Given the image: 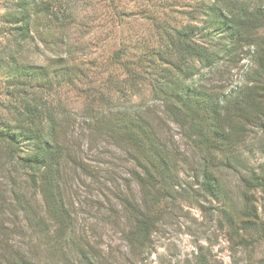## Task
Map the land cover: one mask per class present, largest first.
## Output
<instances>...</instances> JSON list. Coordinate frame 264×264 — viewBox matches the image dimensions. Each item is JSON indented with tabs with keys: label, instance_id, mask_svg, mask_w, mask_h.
<instances>
[{
	"label": "rangeland",
	"instance_id": "rangeland-1",
	"mask_svg": "<svg viewBox=\"0 0 264 264\" xmlns=\"http://www.w3.org/2000/svg\"><path fill=\"white\" fill-rule=\"evenodd\" d=\"M12 2L0 0V56H6L9 51L4 50L12 48L13 37L4 34L8 25L3 22ZM211 2L57 0L58 13L73 9L70 23L61 28L52 21L32 23L34 40L28 42L22 57L27 53L28 60L45 64L69 47L76 60L83 59L85 63L82 73L64 79L52 78L48 92L51 101L68 111L60 128L61 144L73 148L93 171L74 170L68 161L62 165L60 189L73 221L67 230L43 213L38 197L31 200V206L35 213L38 210L43 215V223L29 224L11 200V192L5 186L10 181L0 172V264H6L7 258H27L35 264H197L201 256L209 259L208 264H264L263 232H245V246H242L237 242L239 239H231L226 222L227 216L237 220L235 214L243 206L246 189L243 177L252 171L264 175V123L260 116L245 123V135L241 138L237 133L230 137L229 142L240 140L236 146L217 153L219 164L214 166V172L218 192L209 196L201 189L198 167V161L206 156L205 151L172 115L162 112L161 106L151 99L166 65L161 62L157 66L144 65L148 54L166 49L165 34L159 29L162 25L166 26L168 35L176 27L191 22L197 34L195 38L208 42L215 30L216 16L205 13L204 6ZM247 2L251 7L264 4V0ZM257 32L258 37H264V26ZM117 49L124 51L118 61L113 58ZM251 50L252 47L241 49L212 70L201 68L194 84L223 101L244 83V76L253 65ZM8 70L5 65L0 66V102L8 100L6 80L15 77ZM133 73L137 74V80L130 83ZM132 84L135 86L130 87ZM97 91L114 98L119 115L125 110L135 112V108H125L130 104H144L136 112L150 109L144 114L149 124L143 125L170 152L167 197H162L158 209L153 208L158 218L157 228L146 246L134 250L125 239L133 223L128 209L135 205L145 211L146 204L132 176L135 164L128 149L117 145L103 131L99 132L102 135H89L86 129L83 106L89 100V93L95 95ZM117 116L110 117L118 121ZM99 125L106 129L109 124ZM249 195L257 217L264 221V188H253ZM4 200L12 203L3 205Z\"/></svg>",
	"mask_w": 264,
	"mask_h": 264
},
{
	"label": "trees",
	"instance_id": "trees-1",
	"mask_svg": "<svg viewBox=\"0 0 264 264\" xmlns=\"http://www.w3.org/2000/svg\"><path fill=\"white\" fill-rule=\"evenodd\" d=\"M204 8L205 13L216 16L215 30L208 42L195 38L197 34L194 26L189 24L191 22L176 27L168 35L166 26L162 25L159 29L165 34L166 49L148 54L144 65L157 66L160 62L166 65L151 99L161 106L162 112L172 115L192 141L205 151L206 156L198 161L201 189L214 196L218 192V178L214 172V166L219 164L217 153L228 152L236 146L240 140L229 142L230 137L234 133L238 138L245 135V123L252 122L255 116H260L259 120L264 123V37H258L257 32L264 26V4L251 7L247 0H212ZM7 10L3 22L8 27L4 34L12 35V48L4 50L9 53L0 56V66L5 65L9 69L8 74L15 77L6 80L4 86L8 100L0 102V172L10 181L5 186L11 192V200L15 207L21 209L29 224L43 223V215L37 213L38 210L35 213L31 206V200L38 197L43 213L67 230L73 221L60 189L62 165L68 161L74 170L87 173L93 170L73 148L71 150L61 144L60 128L68 111L51 101L48 91L52 78L59 76L64 79L62 77L82 73L85 63L83 59L76 60L69 47L45 64L28 60L27 53L23 57L21 54L28 47V42L34 40L30 30L32 23L52 21L59 28L64 27L71 22L73 9L58 13L57 0H13ZM245 47H252L250 59L253 65L245 74L244 83L223 101L214 99L209 90H202L194 84V77L201 68L212 70ZM123 54L122 49H117L113 58L118 61ZM136 80L137 74L133 73L128 81L134 83ZM219 88L222 89L223 85ZM91 94L83 106L89 135H102L99 132L103 131L115 139L117 145L128 149L135 164L132 176L139 185L147 210L141 211L135 205L128 209L133 223L125 239L134 250L146 246L157 228L158 218L153 208L158 209L162 197H167L165 184L170 171V152L145 129L143 124L148 126L149 122L144 119V114L151 110L145 108L143 113L141 110L136 112L144 104L124 106L135 108V112L125 110L119 115L115 110L118 104L108 93L97 91L95 95ZM110 116L119 119L115 121ZM103 122L110 126L101 128L99 124ZM243 184L246 189L243 206L235 214L238 219L227 216L226 222L231 239H239L237 242L245 246V232L261 230L264 234V221L257 217L249 195L253 188H264V175L252 171L243 177ZM11 203L4 200L3 205ZM5 262L35 264L27 258H7ZM208 262L209 259L201 256L197 264Z\"/></svg>",
	"mask_w": 264,
	"mask_h": 264
}]
</instances>
